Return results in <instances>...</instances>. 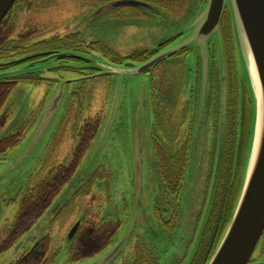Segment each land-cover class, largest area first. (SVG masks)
<instances>
[{"label": "flooded vegetation", "instance_id": "flooded-vegetation-1", "mask_svg": "<svg viewBox=\"0 0 264 264\" xmlns=\"http://www.w3.org/2000/svg\"><path fill=\"white\" fill-rule=\"evenodd\" d=\"M77 1L82 5V16L76 20V23L69 25L71 29L65 36L57 33L51 37L52 41L45 42H39L38 39L47 24L44 26L37 24L35 16L49 8L50 5L57 3L58 0H18L17 3L15 2L13 9L8 14L10 17L6 16L8 19L6 23L0 24V29L2 28L0 30V74L17 68L26 70L21 75H16L14 79L3 77L0 79V83L14 84L13 90L20 82L41 83L45 79L40 75L41 72L36 70L40 69L47 61L53 60L57 62V66L48 69V72H71L75 74V78L71 79L78 80L75 83L106 78L110 80L108 84V89H110L113 83V78H109L111 75H99L102 73V69L99 68L101 60L120 66L131 61L142 63L163 51L172 53L147 73L151 79L152 141L157 156L156 173H158L159 183L158 196L151 203L157 228L152 230L151 226L145 224L143 216H140L128 242L109 264H207L229 224L230 214L240 192L251 121V99L247 84L237 73L229 11L225 12L221 26L228 95L224 161L221 167L216 203L212 210V217L213 214H216V218L213 225L211 224L212 217L210 218L196 249L195 242L210 193L217 154L216 145L220 132L223 96L221 63L217 43L211 41L209 45L208 119L199 173L196 179L197 184L188 197L184 195L182 185L185 183L184 177L189 162L187 159L188 149L192 140L191 134L195 121L202 64L198 54L189 48L177 52L172 51L174 50L173 44L183 37L178 33L181 27L188 24V19L197 14L208 0H187L182 6L173 5L171 11L163 5L161 0H133L143 3L146 7L123 5L118 8H111V3L118 0ZM125 27H137L138 30L128 36L124 35ZM43 44L56 46V49L30 52L35 47H45ZM120 48L126 49V53H122ZM66 54L71 56H64ZM72 84L74 83H68L67 87ZM79 92L80 89H72L70 96L72 98L79 96ZM4 107L5 104L2 109ZM10 115L11 110L9 109L0 115L4 118L6 116L4 123L0 126V131L6 128ZM99 117L102 122L104 116L99 115ZM25 123L26 125L22 121L19 122L15 132L5 138H1L2 134H0V143L18 134L21 139L23 138V141L26 137L27 120ZM168 124L172 129L182 124L179 134L183 141L182 147L179 148L181 158L178 166H175V170L179 174L176 176L178 179L176 189L169 174L164 176L160 170L161 154L168 145L165 135L168 129L164 130ZM97 132L95 136L98 134ZM158 147L161 151L158 150ZM14 148L16 147L0 152V161L6 159L7 154ZM171 151L176 153L178 150L172 149ZM43 169L44 167L41 166L39 170L31 174V180ZM95 175L88 184L90 188H87L86 191L91 192V188L102 192L109 191L111 181L106 168L101 167ZM134 188L133 178V191ZM25 190L26 188L21 191V194ZM127 195L126 199L116 203V200L114 201L110 197L99 212L93 209L94 205L89 206V209L84 211L79 220L71 226L68 235H64L59 240V242H64L63 247L54 244L50 234L43 235L39 239H33L32 246L23 256L31 255L33 257L31 260L35 259L34 264H59V258L66 255L65 261L68 264H78L86 260L94 261L107 254L121 239L120 232L124 229V222L130 218V201H132L131 212L134 210V195H129V189ZM109 208L111 209L109 210ZM61 212L56 213L53 220L56 221ZM128 221L130 222V220ZM73 230L74 233H72ZM29 233L30 231L21 236L11 248L19 244L21 246V240ZM45 239L49 245L46 250L45 247L43 248L41 256L39 247L42 244L45 246ZM259 243L249 264H264V235Z\"/></svg>", "mask_w": 264, "mask_h": 264}, {"label": "water", "instance_id": "water-1", "mask_svg": "<svg viewBox=\"0 0 264 264\" xmlns=\"http://www.w3.org/2000/svg\"><path fill=\"white\" fill-rule=\"evenodd\" d=\"M17 0H0V24L13 9ZM123 5L144 6L141 2L133 0H118L111 3V8ZM229 10L232 30V41L235 52L237 73L247 84L252 109V121L250 130L249 150L243 176V184L237 198L232 217L225 228L223 236L207 264H249L260 240L264 235V0H208L198 13L189 18V23L183 25L178 32L183 37L173 44V51L184 48L191 49L201 58V79L198 99L196 102L195 121L189 148L187 174L184 180L183 193L190 196L196 185L199 173L200 158L203 152L204 134L206 132L207 113L209 103L210 80V53L211 41L217 43L220 56L222 74V102L220 133L218 141L217 161L211 179L210 193L204 215L201 220L198 237L195 242L196 249L203 237V232L211 216L214 199L219 185L221 164L223 161L226 121H227V84L226 63L224 61V42L221 26L225 12ZM71 56L66 54L64 56ZM172 53L163 51L142 63L125 62L123 65H115L101 60L99 68L101 76H114L115 95L117 100L118 117L119 108L123 102V93L127 83L129 99L131 101L132 123L131 130L124 131L129 141L131 137L132 155L130 159L131 172L133 173L135 188L134 210L129 215L130 222L127 229L121 235L120 241L112 247L107 254L98 257L93 264H109L115 259L123 246L128 242L135 229L136 221L143 216L147 226L156 230V221L152 214V205L158 196V173H156L157 156L152 141V109H151V79L147 73L162 63ZM73 57V56H72ZM19 68L3 72V77H11L25 72ZM74 81H61L57 85L47 108L37 122L32 136L25 143L20 152V158L13 163L10 171L18 172L20 167L31 161L43 148V145L51 138L53 131L62 124L59 111L63 105L67 91V84ZM126 90V89H125ZM100 135V133H99ZM98 135V136H99ZM101 138V136H100ZM108 138L101 139L100 145L94 152H88L83 167L76 171L72 180L66 185L55 206L53 213L63 210V206L69 203L73 196L77 195L83 186L90 183L100 168V161L107 148ZM102 144V146H101ZM91 151V150H90ZM74 233V230L73 232Z\"/></svg>", "mask_w": 264, "mask_h": 264}, {"label": "rangeland", "instance_id": "rangeland-1", "mask_svg": "<svg viewBox=\"0 0 264 264\" xmlns=\"http://www.w3.org/2000/svg\"><path fill=\"white\" fill-rule=\"evenodd\" d=\"M82 13V5H80L77 0H58L54 5H50L49 8H46L42 13H38L35 16V22L37 24L41 26L47 24L39 34L40 38L38 41H52L53 39L51 37L57 33H61L65 36L67 31L71 29L69 25L76 23V20L82 16ZM137 30V27H125L124 35L130 36L136 33ZM54 49H56V46L53 47L46 44L45 47H35V49L30 52H43L45 50ZM120 50L122 53H126V49L120 48ZM56 66L57 62L50 60L40 69L36 70H39L41 72L40 75L45 79V81L41 83L32 84L20 82L16 85L8 101L5 103V107L0 113V115H2L7 112V109L11 110L6 128L0 131V134H2L1 138H5L7 135L14 133L19 122L22 121L23 124L26 125L25 122L27 120L25 139L7 154L5 157L6 159L0 161V244L8 237L10 227L18 213L21 191L29 185L31 180L30 175L39 170L41 166L50 169L52 166H57L68 161L75 147V139L72 134L73 127L75 125H80L83 123L82 121L86 119H100L99 115L104 116L103 123L97 132L98 134L92 140V145L87 153L94 152L100 145L99 142L101 139L108 138L107 148L100 161V168H106L109 172L111 186L109 191L103 192L96 188H91V192L88 194L82 193L80 197H76L77 199L73 204L67 203L64 205L63 210H61L62 212L57 210L53 213L52 208L59 200L58 197L62 193L61 192L42 219H40L39 222L31 228L30 233L21 240V246L20 244L16 245L7 252L2 253L0 256V264H12L20 260L22 256L26 254L27 249L32 246L33 239H39L43 235L46 236L50 234L54 244L63 247L64 242H59V240L62 239L64 235H68L71 226L75 221L79 220L84 211L86 212L89 209V206L94 205L93 209L99 212L110 197L114 201L116 200V203L127 198L128 189L129 195H133V173L131 172L130 163L133 143L131 142L130 135L129 141L124 135L125 130L130 132L131 123L133 121L127 83L125 85L126 90L124 89L123 102L119 108L118 117L114 119L117 112V100L114 89L116 78H114V76L109 77L110 79L113 78V83L112 87L108 89L110 80L106 78L100 80L90 79L89 81H79L75 83L78 80L71 79L75 78V74L71 72H48V69L56 68ZM66 80H72L74 84L68 86L69 88L67 87L68 92L66 93L63 105L59 111L57 120L61 115V119H63L61 122L62 124L58 129L53 131V135L43 145V148L39 150L38 154L29 161V163L20 167L18 172L13 173L10 171L9 167L20 158L21 150L32 136L31 134L54 95L57 85L59 82ZM72 89H80L79 96H74L72 98V96H70ZM87 153L86 156L88 155ZM85 164L86 163H81L80 165L84 167ZM85 196L95 197V199L92 203L88 204ZM131 204L132 201H130L129 205V215L132 209ZM110 209L111 208H109V210ZM60 212L61 214L56 221L53 220L54 215ZM128 220L124 222V229L121 230V234L126 232L125 230L128 228L127 225L129 223ZM66 257V255L61 256L58 261L59 264H68V262L65 261ZM94 262H96V260H86L78 264H93Z\"/></svg>", "mask_w": 264, "mask_h": 264}, {"label": "trees", "instance_id": "trees-1", "mask_svg": "<svg viewBox=\"0 0 264 264\" xmlns=\"http://www.w3.org/2000/svg\"><path fill=\"white\" fill-rule=\"evenodd\" d=\"M39 1H43V0H39ZM161 1H162L164 6L169 8V11L173 10V8H172L173 5H177L179 7V6H182V4L187 2V0H161ZM17 2H18V0H17ZM39 6H37V7L39 8ZM7 17H10V15H8ZM7 20L8 19L6 18V20H4L1 24L4 25L3 23L4 22L6 23ZM4 36H6V35L4 34ZM3 46H6V44H3ZM14 77L11 76L10 79H14ZM13 86H14V84H12V83H4V84L0 83V112L2 110V107L5 104L6 100L8 99L9 95H11L10 93L12 92V90L14 88ZM250 104H251V101H250ZM251 109H252V104H251ZM250 115H251V111H250ZM5 118H6V116H5ZM5 118H4V116L0 117V126H2V124L4 123ZM240 121H241V119H240ZM251 121H252V115H251ZM251 121H250V130H251ZM82 122L83 123H81L80 125H77V126L75 125L73 127L72 134H73V137L75 139V147L71 153V158L68 161H66L65 163H62L61 165H59L57 167L50 168V169H48L47 167L44 168L36 176H34V178L30 181L29 185L27 186L25 192L21 194V197L19 199L20 204H19L18 213H17V215L13 221V224L10 227V230L8 232L9 233L8 237L2 243V245H0V254L3 253L4 251L10 250L11 247L13 245H15L16 242L21 238V236L28 233L31 230V228L35 224H37L40 219H42L44 214L51 207V205L54 202V200L56 199V197L62 192V190L65 188V186L72 180L73 175L80 168V166H81L80 164L82 163V160L84 159L87 151L90 149V147L92 145V143H91L92 139L94 138L99 125L102 123L101 118L100 119L91 118L88 120L86 119ZM181 125L182 124H179V125H177V127L173 128V129L169 126V124L166 127H164V130L168 129V130H166V133H165L168 145L165 147V150L161 154V164H160V170H162L164 176L169 174V178H170V180H172L171 182L173 184H175V189L178 186V182H177L178 179L176 178V176H179V174L175 170V166H178V164L180 163L179 160L181 158V156H180L181 150L179 148L182 147V144H183V141L180 139V135H179L180 131H181V129H180ZM250 130H249V140H248V144L246 146L247 150H246V154H245V161H244V165H243V169H244L243 170V176L245 173V166H246V161H247L246 157H247L248 150H249L248 146H249V141H250ZM191 137H192V134H191ZM22 139L20 138L19 134L17 136H11L9 139H6V141H4L3 143H0V152L5 151V150L10 149V148H13V147H16L18 144H20L22 142ZM218 141H219V139H218ZM217 147H218V142L216 145V149H217ZM189 148H190V146H189ZM172 149H175L178 151L176 153H172V151H171ZM158 150H160L159 147H158ZM217 153H218V149H217ZM216 157H217V154H216ZM216 157H215V159H216ZM216 161H217V159H216ZM216 161H215V164H216ZM223 161H224V159H223ZM223 161H222L221 167L223 165ZM214 167H215V165H214ZM213 170H214V168H213ZM170 171L172 172V174ZM186 174H187V171H186ZM186 174H185L184 180L186 178ZM243 176L241 179L242 180L241 187L243 184ZM220 177H221V173H220ZM220 177H219V180H220ZM88 184L83 186V189L77 195H75L73 197V200L71 202H69V204H73V202L77 199L76 197H80L82 193H85V194L89 193V191H86L87 190L86 187H89ZM196 184H197V182H196ZM182 187H183V185H182ZM218 187H219V185H218ZM241 187H240V189H241ZM217 193H218V188H217ZM217 193H216V196H217ZM239 194H240V192H239ZM239 194L237 195L236 200H237ZM216 196H215V199H216ZM85 197H86V200L88 201V204L92 203L95 199V197H87V196H85ZM215 199H214V205L216 203ZM214 205H213V207H214ZM234 207H235V205H234ZM212 210H213V208H212ZM232 214H233V211L230 214V219L232 217ZM211 217H212V211H211L210 218ZM215 218H216V214L215 215L213 214V217L211 218V224L212 225L214 223ZM207 226H208V223H207ZM205 230H206V228H205ZM44 245L45 246H43V244H42L39 247L40 253L44 247H45V250L47 249V247L49 245V242H47V239L44 240ZM42 255L43 254L41 253V256ZM32 258L33 257L31 255L30 256H23L21 258V260H18L12 264H34L35 259L31 260Z\"/></svg>", "mask_w": 264, "mask_h": 264}]
</instances>
